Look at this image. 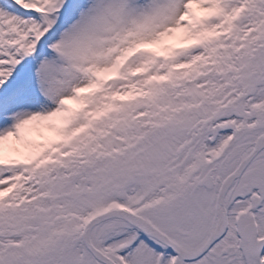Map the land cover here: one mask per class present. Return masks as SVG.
I'll return each mask as SVG.
<instances>
[{
	"label": "snow or ice",
	"instance_id": "snow-or-ice-1",
	"mask_svg": "<svg viewBox=\"0 0 264 264\" xmlns=\"http://www.w3.org/2000/svg\"><path fill=\"white\" fill-rule=\"evenodd\" d=\"M0 264H264V0H0Z\"/></svg>",
	"mask_w": 264,
	"mask_h": 264
}]
</instances>
